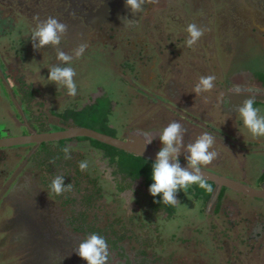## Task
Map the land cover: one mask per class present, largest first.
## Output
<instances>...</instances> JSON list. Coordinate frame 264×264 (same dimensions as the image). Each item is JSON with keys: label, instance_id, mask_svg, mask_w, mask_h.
Returning <instances> with one entry per match:
<instances>
[{"label": "flooded vegetation", "instance_id": "obj_1", "mask_svg": "<svg viewBox=\"0 0 264 264\" xmlns=\"http://www.w3.org/2000/svg\"><path fill=\"white\" fill-rule=\"evenodd\" d=\"M206 11L207 13H205ZM49 17H55L68 25L67 35L59 46L63 51L72 54L79 44H87L84 54L78 59L74 57L71 64L76 72L74 77L76 81L84 78L86 74L87 66L83 64L84 62L91 58L95 63H99L98 58L104 57L101 53L111 51L115 57H110L108 62L117 71L121 68V59L133 60V75L129 80L135 91L145 97L155 95L153 97L154 106H162L169 111L177 108V102L180 100L179 94L184 93L183 91L180 92L182 90L180 87L184 85L180 84L178 78L175 81L163 82L167 88V100L158 96L159 92L154 94L151 89L149 90L148 86H152L154 80V76L151 74L155 71L159 74L162 71L159 64L155 63L154 58H156L157 62L165 61L162 57V50L168 46V42L171 43L170 46L173 47L172 50L175 53L176 48L182 47L181 43L184 40L186 41L184 37L185 35L188 36L187 26L190 23H195L205 31L201 39L189 50H192L193 54L198 58L196 63L201 74L215 76L214 87L210 92L225 96L223 104L218 103V106L224 113L231 114L232 129L235 130V133H227L228 138L232 139V147L246 148L245 141L248 144L252 141L258 142L260 139L264 141L261 137L254 138L252 135H248V132L243 128V121L239 114L233 111L234 108L242 106L243 102L250 98L241 97V95H264V91H260L263 88L251 81L249 83L234 81V76H252L255 74L244 68L235 67L236 63L240 61L239 56L233 58L229 64L225 63L221 58L222 51L230 52L233 47L236 51H241L243 49L242 46L248 44L250 47L253 45L258 46L257 57L264 62V0H158L155 4L145 3L142 11L136 14H133L131 9L126 7V0H0V33L3 32L1 36H6L12 43V36L10 38L5 30L16 29L18 25L24 27L20 36L21 49L16 51L13 43L15 52L19 56L28 52L26 50L28 47L27 42L31 41V33L36 23ZM122 17L134 19L136 25L126 27L121 22ZM34 51L36 52L31 51L32 53H30L34 58L36 54L38 55V52L39 57L41 55L40 60L39 58L33 60L36 61L34 67L44 62L42 72L35 68L33 71L27 72V69L23 68L20 73V71L14 69L13 63L11 65L7 62V56L0 52V101L5 99L9 103V99H12L9 111L15 120L14 126L20 128L25 124L28 126V129H26L27 133L38 131L43 126H49L50 121L53 119L50 121L46 119L45 121L43 119L39 120L40 126L36 125V121L30 122L26 119H24L26 122H19V111L23 109V102L20 101V96H23L25 100L27 97L25 93L20 92V89H23L24 75L31 72L36 79L43 78L45 75L44 83L39 80L38 84L33 82V86L30 87L31 89L33 88L36 94L44 95L46 90L56 86H53V83L47 80L49 68L61 63L57 60L56 51L51 46ZM260 52L262 53L260 54ZM2 65H4L5 70L2 69ZM150 68H153L152 71ZM171 70L174 69L171 68ZM185 74L188 75L187 73ZM142 75L149 76L148 85L142 84L140 80ZM175 75L178 77L179 73ZM127 87H130V85L128 84ZM234 87H240L246 90V93L233 95L232 89ZM62 89V87L59 89L54 88L55 94H59ZM1 90L4 91V94ZM99 90L103 92L102 96L106 94L105 88L98 87L87 95L86 100L91 98L92 94L99 92ZM194 93L192 92V94ZM229 93H231V96ZM65 94H67V90ZM102 96L99 100L103 98ZM29 100L32 105L28 104ZM260 101L264 102V100L256 99V102ZM26 102V108L29 111L37 108L33 98L27 97ZM58 103L65 105L61 100ZM47 105L50 108L51 102H46V107ZM127 110L129 114L126 116L125 129L121 132L120 138L127 137L129 133H149L151 136L152 133L158 132L159 129L163 130L167 126L165 123L168 124L156 113V107L153 110L139 113L133 107V103H131L127 106ZM189 124L184 118L181 120V125H183L184 129ZM12 132L9 129L8 136H12ZM221 136L225 137L226 135ZM0 137H4V135L0 133ZM228 138H219L218 140L215 137V142L219 141L221 145H225V148L231 147V142ZM32 145L34 144L21 147H30ZM152 146L158 150L162 148V144L161 148L156 143H153ZM3 149L5 148L0 149V161L4 160L6 156V149ZM227 150L229 149L227 148ZM182 152L187 155L183 149H181ZM242 152L245 153V160L241 164L236 162L239 167L237 172L239 171L242 177L249 178L252 183H260L253 186L247 181L246 184L252 187H264V171L262 172V181L259 179L256 182L250 168L254 163L250 162L249 159L258 157L257 151L243 150ZM179 160L186 162L185 158H179ZM21 161L22 163L26 162L25 167L22 166V163L20 165V161L16 162L14 166L10 167V170L8 169L7 173L3 174V180H0V209L5 213L4 228L7 235L5 240L7 239L8 242L5 250H12L17 254V264H87L86 261L79 258L75 251L78 244L91 233H98L107 240L109 246L108 264H202L198 260L199 256L195 250L194 252L186 250L187 263H175L172 260L160 263L155 261L157 260L156 257L150 256L146 250H133V248L129 247L130 242L136 238H146L147 234L134 232L132 227H130L129 233H116L110 226L111 223L109 221L93 222L88 219L89 216L86 213L80 214L69 207L64 208L62 196H57L50 191L46 172L48 166L45 168L46 164H44V161L41 160V163L34 162L32 159ZM220 165V162L216 164L212 162L201 168L220 174V171L217 170V166ZM29 166H33L34 169ZM225 166H228L230 173L236 171L234 169L235 161ZM87 170L89 171V168ZM93 171V174H95L94 167ZM86 174L90 185L92 184L90 182L95 181L96 186H104L101 183V179L91 176L89 172ZM228 175L231 176L230 174ZM82 176L84 177V174ZM233 178L241 180L237 176H233ZM206 182L212 186L213 191L209 195L204 194L201 198L206 220L199 217L198 219L203 227L192 225L191 223L177 234L182 236L184 229L197 230L198 228L201 232L203 231L207 235L204 238L209 237L206 244H212L215 249L216 258L213 259V264H264V220L262 218L253 220L251 209H248L250 216L239 215L236 218L237 224L232 229H235L234 231L237 233L240 229H243L245 232L243 242L247 245L249 243L247 247L244 246L240 249V237L239 245L233 243L231 229L225 231L221 224V220L225 216L226 202L230 206L236 203L234 202L235 200L240 204L243 203L234 194L240 192L223 186L216 199L212 202L216 184L207 180ZM188 195L183 194L182 196ZM182 196L178 198L180 204L183 201ZM260 199L264 201V198ZM140 201L141 203L144 202V200ZM193 201L196 200L194 199ZM170 207L158 216L163 219L173 218L175 220L179 218L178 209L180 205L173 206L174 208L171 211ZM220 216H222L221 219ZM132 217L134 221L140 224L135 219L134 214ZM242 219L246 220L242 221ZM139 227L144 231H149L150 234L155 236L157 241L160 233L157 225L156 229L149 225ZM177 234L174 237L178 236ZM213 234L217 236L214 237ZM164 238H166L164 241L170 240V238ZM217 238H221L224 243L221 242L220 244L217 242ZM173 242L174 240H171L167 244L173 245ZM8 254L12 255V252H8ZM8 259L9 262L11 258Z\"/></svg>", "mask_w": 264, "mask_h": 264}, {"label": "rangeland", "instance_id": "obj_2", "mask_svg": "<svg viewBox=\"0 0 264 264\" xmlns=\"http://www.w3.org/2000/svg\"><path fill=\"white\" fill-rule=\"evenodd\" d=\"M205 13H207V11ZM23 30L24 27L20 25H18L16 29L12 28L11 30H5V32L10 36V38L12 36V43L6 36H1L3 32L0 33V52H2L3 55L7 56V62L11 65L13 63L14 69L20 71V73L22 72V67L26 68L28 64L27 61L31 59L28 58L29 56H31V51H33L34 53L36 52L34 51L36 49L33 48L32 42L28 41V47L26 48L28 52H25V54H23L22 56L16 54L15 48L17 51V49H21L22 47L20 45V36L22 35ZM184 38L187 40L188 36L185 35ZM185 42L186 41L184 40V42L181 43L182 47L179 46L176 48L175 53H173V47L170 46L171 43L168 42V46L162 50L163 55L161 54L165 61L157 62L156 58H154L155 63L159 64L162 71L159 74H157V71L151 74L152 76H154V80L152 86H148L149 90L151 89L154 94H157L159 92L158 96H161L162 98H165L167 100V88L165 87L164 83L175 81L178 78L180 84L184 85L180 87L182 89L180 90V92L183 91L184 93L179 94L180 100H178L177 102V108H173V110L169 111L167 108H164L162 106H154L155 101L153 100V97L155 95H149L148 97L141 96L135 91L134 86L131 83L129 84L130 87H127L129 93L128 95L131 97L130 102L133 103V107L136 108L139 113L145 112L146 110H153L156 107V113L160 115L161 119H163L168 124L171 122H178L181 124V120L183 118L187 120L190 123L189 126L184 129L182 125V128L185 130V146L190 142H194L197 137H199L204 132L211 133L218 140L219 138H228L227 132L231 134L235 133V130L232 129L233 125L231 120V114L226 112L224 113L223 110H221V108L218 106V103H222L223 101H225V96L223 94L215 93L212 91L201 92L199 94H192V92H194L196 84L199 81V78L205 75L201 74L200 69L198 68V65L196 63L198 62V58L193 54L192 50H189V48L191 47H188ZM13 43L15 48L13 47ZM242 48L243 49L241 51H236L234 47L230 52H227L225 50L222 51V60L225 61V63L229 64L233 58L239 56L240 61L236 63L235 67L244 68L245 70L251 71L255 74H253L252 76H234V81L244 83H249V81H251L256 85L259 84L264 89V62H262L263 60L257 57L258 46L253 45L252 47H250L247 44L242 46ZM261 53L262 52H260V54ZM40 57L38 52V55L36 54L33 60H37L38 58L40 60ZM33 60L31 61V63H29L30 67H32V64L36 63V61ZM24 64L26 65V67H24ZM2 66V69L5 70L4 65ZM93 68V65L87 66L86 74L88 75L89 71L92 72ZM171 68H173L174 70H171ZM152 69L153 68H150L151 71ZM33 70L34 68H30L27 70V72ZM40 71L42 72V69H40ZM177 73H179L178 77H176L175 75ZM185 73H187L188 75H186ZM24 76V83L22 84L23 89H20V92L25 93L27 97L33 98V100H35L36 105H40L41 99L39 94H36V92L33 91V88L31 89L30 87L33 86L32 82H35V84H38L39 80L43 82L45 75L43 78L36 79V77H33L34 74L29 72L27 75ZM94 79V76H89L88 82L93 83ZM140 80L143 85H148L150 78L149 76L142 75ZM53 86H55V84H53ZM263 89H260V91L263 92ZM100 90L99 92H96L97 94H92L90 96L91 98L86 100L85 103L79 109H76L77 112L81 113L80 116L78 114L73 118L70 115L67 116L65 113V115L63 116L60 115L58 119L63 124V126H65L69 122L70 126H84L109 135L116 134V130L113 129L112 125H110L109 127L105 125L106 121L103 104H97L100 101L99 99L103 95V92ZM11 102L12 99H9V103L7 102L8 107L11 106ZM106 103L108 107V102ZM254 106L260 109L261 115H264L263 101L256 102ZM48 109L49 107L47 105L45 111L43 107H40L38 111L45 112L48 114ZM66 111L68 110H63V112ZM7 113L8 109L6 108V105L2 101H0V133L4 136H8L9 129H11V131H13L12 134L14 136L26 134V129H20L14 126L15 120L12 118V116L9 117ZM107 117H109V115ZM42 119L43 121H45V119L47 121H50V119L46 116H42ZM18 120L20 122V118ZM22 122H26V120L22 121L21 118V123ZM168 124L165 123V125ZM43 128H46L48 130V126H43ZM54 128L55 127H52L53 130ZM243 128H245L244 125ZM40 131L41 130H36V132ZM161 131L162 130L159 129L158 132H154L151 134V139H153V143L158 144L160 148L161 144L158 136ZM246 131L250 133L247 129ZM221 135L226 136L222 137ZM261 138L264 139V137ZM228 139H230V137ZM231 141L232 139H230V142ZM87 142L91 145H95L97 143H94V139L92 140L91 138H88ZM78 144L79 143L76 140L69 139L62 140L60 143L53 142L44 143L42 145L34 144L30 147L20 146V148L14 146L5 148L6 156L4 157V160L0 161V180H3V174L7 173L8 169L10 170V167L14 166L15 163L18 161H20L21 165V160L32 159L34 162L40 163L42 160L44 161V164H46L45 168L48 166L46 169V172L48 174V185H50L51 180L57 175L65 177V186L70 183L72 184V190L67 191L61 195L62 202H64L63 206H65L64 208L69 207L73 211L78 212L80 214L86 213L89 216L88 219L93 222L109 221L111 223L110 226L113 230H115L116 233H129L131 229L130 227H132L134 232L147 234L146 238H136L132 241L130 240L131 242L129 241V247L133 248V250H146V252H149L150 256L156 257L157 260L155 261H158L160 263L167 262L170 260L175 261V263H187L186 250L193 252L195 250V252H197V255L199 256L198 260L202 264H213V259L216 258V254L214 252L215 249L212 244H206V242L209 240V237L204 238L207 235L203 231L201 232L198 228L197 230L184 229L182 236L181 234H177L178 236L176 237H167L170 238V240L167 239L169 242H171V240H174L173 245H170L167 244L168 241H164L166 239L164 238V234L160 233L156 241L154 235L150 234V232L147 230H142L139 227L149 225L156 229L155 224L156 220H158L157 216L159 214H162L165 209L167 211L171 205L161 204V206H159L161 208L158 209L156 207L151 208V205L141 203L140 200L144 199V194H146V197H148L150 200H156L158 196L154 198L149 193V187L152 181L146 180V178L142 177L141 175L136 176L134 175V173L130 172V169L128 168V162L123 161V158L127 160V154L124 153V151H119V149L116 151V148L112 149L105 147H100L97 150L90 151V154L95 156L94 163L99 167L101 174L106 177V179L109 180L110 183L113 185L112 188H104V186L101 185L96 186L95 181L90 182L92 183L90 185L88 183V175L86 174L88 173V170L82 172L79 169V162L84 160H87L89 162V159L85 155L87 153L84 150H79L77 148ZM232 145L233 142H231V147H227L229 149L227 150V148H225V145H221L218 141L215 142L212 149H210L218 153L217 158L213 161L215 162V164L221 161V163L226 165L231 164L233 163V161H235L234 169H236V171H234L233 173L225 171L222 167L219 166H217V170L220 171V175L222 176H226L231 179H234L233 176H237L240 177L241 180L236 179V181H239L244 184L249 181L251 185L256 186V184L252 183L249 178H244L241 176L239 171L237 172L239 167L237 166L236 162L240 164L243 163L245 160V153L242 152L244 150L242 147L236 148L235 145V147H232ZM66 146H70L72 150L71 159L64 158V153L62 152V149ZM234 158H236V160H234ZM25 163L26 162L22 163V166L25 167ZM91 166L92 165H89V167ZM29 167L34 169L33 166ZM250 168L255 177L254 180L256 182L259 181V179L261 180L263 177L262 172L264 171V162L251 165ZM82 174H84V177L82 176ZM228 174H230L231 176H229ZM93 177H97V174H95ZM202 191V188L198 189L199 195L198 197L194 198L195 200L202 198V196L200 195ZM180 192L183 191L181 190ZM185 194H189V191H186ZM234 194H236L241 199V201H243V203L240 204L237 202V200H235L234 202L236 203H233L230 206L227 205L226 202L224 211L225 216L221 220V224L224 227L225 231L231 229L233 243H237L239 245L240 237L241 242L239 247L240 249H242L244 246L247 247L249 243L247 245L243 242V237L245 235L243 229H240L238 233L234 231L235 229H232V227L237 224L236 218H238L239 215L250 216L251 214L248 209H251L253 213L251 215L253 216V220L260 218L264 220V201L260 198L247 196L245 194ZM179 197L181 198L180 195H177V199ZM182 198L184 202L181 203L179 207L180 217L175 219L178 221L177 225H181L185 221H187L192 223V225L203 227V225L200 224V221L198 219V217H200L201 219L206 220L202 204L200 206L197 202H193L190 198L188 199V196H182ZM155 206L158 205L156 204ZM172 209L173 207H170V210ZM133 214L135 219H137L140 224L134 221L132 217ZM221 218L222 216H220V219ZM245 220L246 219H242V221ZM258 221L263 222L261 220ZM172 227L174 226L171 223H167L161 227V230L171 231ZM216 236L217 235H214V237ZM216 240L220 244L221 242L224 243L221 238H217ZM246 261H248V259H246Z\"/></svg>", "mask_w": 264, "mask_h": 264}, {"label": "clouds", "instance_id": "obj_3", "mask_svg": "<svg viewBox=\"0 0 264 264\" xmlns=\"http://www.w3.org/2000/svg\"><path fill=\"white\" fill-rule=\"evenodd\" d=\"M157 2L158 0H126V7L130 8L133 14H136L142 11L145 3L155 4ZM121 22L126 27L136 25L134 19H128L127 17H122ZM186 31L188 39L185 43L188 47H192L201 39L205 30L195 23H190ZM67 32L68 25L66 23L55 17H49L36 23L31 33V42L34 49H43L48 46L55 49L56 58L61 63L49 68L47 80L56 86H62L67 90L69 96L74 97L77 95V85L74 80L76 72L71 64L74 57L78 59L84 54L87 44H79L72 54L66 53L59 46ZM214 81V75L201 76L194 92L199 94L210 91L214 87ZM242 93H246V90L240 87L232 89L233 95ZM255 104V96L250 95V98L246 99L242 106L234 108L233 111L239 114L244 127L254 138L264 137V115L260 114V109L255 107ZM184 131L180 123L171 122L158 136L162 148L158 151L156 160L152 164V183L149 187V193L152 197H161L160 201H155L157 203L180 205L177 193L194 184L199 185L200 188L209 193L213 191L212 186L202 176L201 167L211 164L218 156L216 151L210 150L215 143V137L209 132H204L194 142H190L185 146ZM143 136L145 137L143 141L145 145L152 143L153 139L150 138L149 133H144ZM181 149L187 153L185 156L187 167L185 168H182L179 163ZM71 151L70 146L62 149L65 159H71ZM78 167L84 172L89 168V162L87 160L80 161ZM49 188L52 193L60 196L67 191H71L72 184L65 186V177L57 175L51 180ZM75 253L87 264H108L109 246L105 237L98 233H91L82 240L78 244Z\"/></svg>", "mask_w": 264, "mask_h": 264}, {"label": "trees", "instance_id": "obj_4", "mask_svg": "<svg viewBox=\"0 0 264 264\" xmlns=\"http://www.w3.org/2000/svg\"><path fill=\"white\" fill-rule=\"evenodd\" d=\"M101 55H103L104 57H100L98 58V62H94L93 59L89 58L86 62H84L83 64L86 66H92L93 65V71H89L88 75L85 74L84 78H82L79 81H76L75 79V83L77 85V95L76 96H69L68 94H65L66 89L63 88L60 85H57L53 88H50L48 90H46V93L44 95H40V105H37V108L33 111H29L26 106H27V97L26 100L23 96L21 98V102L23 109L20 110V121L21 118L24 121V119L32 122V121H36V125H39V120L42 119V116H46L47 118H49L50 120L53 118L52 121H50L51 123L48 126V130L46 128H41V131H52V127H55L54 130H59V129H64L66 127H72L70 126V123L68 122L65 126H63V124L60 122V120L58 119V117L60 115H67V116H72L73 118L75 116H77L79 114V116L81 115V113L77 112L76 109H79L84 102L87 99V95L89 93H91L92 91H95L98 87H103L106 90V94L104 95V97L97 103L99 104H103L104 106V115H105V125L107 127H109L110 125H112L113 129H115L117 132L116 134H114L113 136L115 137H120L121 136V132H123V130L125 129V120H126V116L129 114V111L127 110V106L129 104H131L130 100L131 97L128 95V90H127V85L131 83V81L129 80V78L133 75V60H127V59H121L120 62L121 64V68L119 71L116 70V68H113L110 63L108 62V59L114 58L115 56L113 55V52L111 51H104V53H101ZM106 55V56H105ZM28 58H31L30 60L32 61L34 56H29ZM29 60V61H30ZM27 61V60H26ZM27 61V67L24 64V67H26V69H30V68H35L36 70H43L44 67V62L40 63L39 68L34 67L35 64H32V67L29 66V63H31V61L29 62ZM116 64V62H114ZM23 69V67H22ZM25 69V68H24ZM125 75V76H123ZM89 76H94V80L93 83L92 82H88V77ZM117 83V84H116ZM33 84V82H32ZM63 88L61 91H59V94H55L54 92V88ZM4 90V89H3ZM2 91V93L4 94V91ZM59 100H61V102H63L65 105H63L62 103H58ZM2 100V102L6 105V108L8 109V113L7 115L10 117V111H9V107L7 106V102ZM50 101L51 105L50 108L48 109V114L45 112H39V108L43 107L44 111L46 110V102ZM108 102V107H107V103ZM31 104V101L29 100L28 104ZM105 103V104H104ZM96 104V105H97ZM58 106V107H56ZM107 107V109H106ZM66 109L68 111L63 112V110ZM106 109V110H105ZM65 113V114H64ZM109 115V117H107ZM107 118V119H106ZM68 119V118H67ZM113 122V123H110ZM114 124V126H113ZM40 126V125H39ZM75 126V125H73ZM28 129V126H26L25 124L22 125L20 127V129ZM246 130V128H244ZM53 130V131H54ZM27 131V130H26ZM248 135H251L250 133H248ZM69 140V139H68ZM74 140H76L79 144L77 145L79 150H84L87 154H85L88 159H89V165H92L91 167H89V173L91 176H94L95 174H97L98 179H101V183L104 185V188H112V184L110 183L109 180H107L105 177H102L103 175L101 174V171L99 170V167L94 163L95 161V156L90 154L91 150H97L98 148H112L115 149L114 147H111L109 145L103 144L97 140H94L96 143L95 145H91L90 143L87 142L88 138L86 137H79V138H74ZM93 140V139H92ZM57 142H61V141H56ZM246 143V148L242 147L244 150L248 151V150H256L257 151V156L258 157H254V158H250L249 161L253 162L254 164L260 163V162H264V141L263 140H258V142H254L252 141L251 143H247V141H245ZM250 146V147H249ZM94 148V149H91ZM116 151L118 149H115ZM120 151V150H119ZM122 151V150H121ZM263 151V152H262ZM127 154V160H125L123 158V161L128 162V168L130 169V172L134 173V175H141L142 177L146 178V180H151V172H152V164L154 163V161L148 160L146 158L143 157H139V156H135L133 154L124 152ZM186 154L185 153H181V156L179 158L183 159L185 158ZM221 163V161H220ZM93 167L95 168L96 173L93 174ZM219 167H222L225 171H228V166L226 167L223 163H221V165ZM227 173V172H226ZM96 177V178H97ZM263 178V177H262ZM149 181V183H150ZM262 181V179H261ZM260 184V183H258ZM256 184V185H258ZM199 185L194 184L191 185L190 187H188L186 190H184L183 192H178L177 195L182 196L183 194H185L186 191H189L188 195V199L190 198L192 201L194 200V198L198 197L199 193H198V189H199ZM258 188V187H256ZM109 191H115V190H109ZM180 193V194H179ZM204 194H208L209 192L205 191L203 189L202 193L200 194L202 197ZM144 202L147 205H151L152 207H156L158 209H160L159 206H161L162 203H157L155 201H160L161 197L158 196V198L156 200L153 199H149L148 197H146L147 195L144 194ZM190 196V197H189ZM186 201V200H185ZM184 200L181 202L183 203ZM193 202H197L200 206L202 203V199H196V201ZM158 206H155V205ZM173 207V206H172ZM174 208V207H173ZM179 210V209H178ZM171 211V210H170ZM179 213V211H178ZM180 214V213H179ZM200 218V217H199ZM167 223H171L174 227H172L171 231H162L161 227L164 226ZM178 221L174 220L173 218H169V219H163L161 217H158V220H156V225L157 227L160 229V233L164 234L165 237H172L175 234H177L178 232H180L184 227H186V225H190V222L185 221L183 224L181 225H177ZM159 233V235H160Z\"/></svg>", "mask_w": 264, "mask_h": 264}, {"label": "water", "instance_id": "obj_5", "mask_svg": "<svg viewBox=\"0 0 264 264\" xmlns=\"http://www.w3.org/2000/svg\"><path fill=\"white\" fill-rule=\"evenodd\" d=\"M229 95L231 96V93H229ZM252 96H255V99L264 100V95ZM241 97H250V95H241ZM79 137L91 138L116 149L133 154L135 156L146 158L154 162L159 151L156 149V147L152 146L153 143L147 145L144 144L143 141L145 137L143 134L129 133L127 137L120 138L84 126L66 127L57 131H32L23 135L0 137V149L31 144L39 145L42 143L74 139ZM179 163L182 168L187 167V162L179 160ZM201 172L205 180L216 184V191L212 198V202L216 199L220 189L223 186L247 196L264 198V187L255 188L246 183H241L229 177L207 171L203 168H201Z\"/></svg>", "mask_w": 264, "mask_h": 264}, {"label": "crops", "instance_id": "obj_6", "mask_svg": "<svg viewBox=\"0 0 264 264\" xmlns=\"http://www.w3.org/2000/svg\"><path fill=\"white\" fill-rule=\"evenodd\" d=\"M5 213L0 209V264H17V254L12 250H5L7 248V235L5 234ZM12 252V255L8 254ZM8 258H11L8 262ZM15 258V259H14Z\"/></svg>", "mask_w": 264, "mask_h": 264}]
</instances>
